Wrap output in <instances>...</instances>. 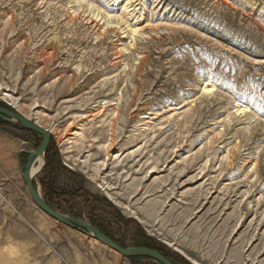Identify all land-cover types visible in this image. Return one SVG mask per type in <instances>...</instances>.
Returning a JSON list of instances; mask_svg holds the SVG:
<instances>
[{"label":"rangeland","instance_id":"1","mask_svg":"<svg viewBox=\"0 0 264 264\" xmlns=\"http://www.w3.org/2000/svg\"><path fill=\"white\" fill-rule=\"evenodd\" d=\"M0 105L48 132L56 212L172 264H264V0H0ZM41 141L0 119V264H158L36 208Z\"/></svg>","mask_w":264,"mask_h":264},{"label":"water","instance_id":"2","mask_svg":"<svg viewBox=\"0 0 264 264\" xmlns=\"http://www.w3.org/2000/svg\"><path fill=\"white\" fill-rule=\"evenodd\" d=\"M0 119L10 125L19 127L31 133L37 134L42 138L38 148L32 152H28L25 165L20 169L21 177L26 186L27 192L36 208L44 215L53 219L56 222L71 228L74 231L80 232L83 235L93 238L114 251L115 253L125 257H141L152 260L158 264H172L168 259L154 250L142 247L123 248L100 232L96 227L87 224L79 219L71 218L69 216L60 214L53 210L48 204L45 203L40 193L33 187V178L30 177V169L37 159H44L46 149L49 144L48 132L35 123L20 116L16 111L0 107Z\"/></svg>","mask_w":264,"mask_h":264},{"label":"bare ground","instance_id":"3","mask_svg":"<svg viewBox=\"0 0 264 264\" xmlns=\"http://www.w3.org/2000/svg\"><path fill=\"white\" fill-rule=\"evenodd\" d=\"M42 165H43V160L41 158L37 159L36 162L34 163V165L32 166V168L30 169V177L31 178L34 179V177L39 173V171H41Z\"/></svg>","mask_w":264,"mask_h":264},{"label":"trees","instance_id":"4","mask_svg":"<svg viewBox=\"0 0 264 264\" xmlns=\"http://www.w3.org/2000/svg\"><path fill=\"white\" fill-rule=\"evenodd\" d=\"M1 107H4L3 105H0ZM4 108H6V107H4ZM8 109V108H7Z\"/></svg>","mask_w":264,"mask_h":264}]
</instances>
